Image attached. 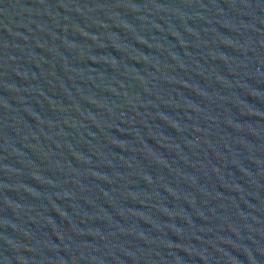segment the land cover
<instances>
[{"label":"water","instance_id":"1","mask_svg":"<svg viewBox=\"0 0 264 264\" xmlns=\"http://www.w3.org/2000/svg\"><path fill=\"white\" fill-rule=\"evenodd\" d=\"M0 264H264V0H0Z\"/></svg>","mask_w":264,"mask_h":264}]
</instances>
